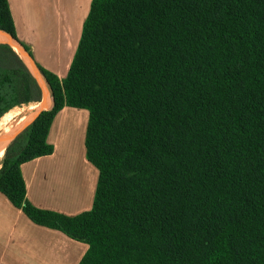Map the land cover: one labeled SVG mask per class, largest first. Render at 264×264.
<instances>
[{"label":"trees","instance_id":"1","mask_svg":"<svg viewBox=\"0 0 264 264\" xmlns=\"http://www.w3.org/2000/svg\"><path fill=\"white\" fill-rule=\"evenodd\" d=\"M0 29L17 39L8 0ZM36 65L52 107L8 146L0 193L86 244L78 264H264V0H91L66 76ZM40 97L0 42V128ZM64 107L87 111L98 172L75 216L32 205L20 169Z\"/></svg>","mask_w":264,"mask_h":264},{"label":"crops","instance_id":"2","mask_svg":"<svg viewBox=\"0 0 264 264\" xmlns=\"http://www.w3.org/2000/svg\"><path fill=\"white\" fill-rule=\"evenodd\" d=\"M90 2L8 0L18 41L35 63L59 79L68 72ZM22 113L9 117L0 131ZM87 121L86 110L62 108L47 136L53 152L20 166L26 197L35 207L66 216L91 209L98 172L85 158ZM61 138L68 139L67 148L61 147ZM86 250V244L34 224L0 193V264H78Z\"/></svg>","mask_w":264,"mask_h":264},{"label":"water","instance_id":"3","mask_svg":"<svg viewBox=\"0 0 264 264\" xmlns=\"http://www.w3.org/2000/svg\"><path fill=\"white\" fill-rule=\"evenodd\" d=\"M0 36L4 38L5 43H8L11 45L20 55L21 59L24 61L26 66L28 67L29 71L31 72L32 76L36 80V83L40 89L41 97H40V103L38 110L39 112L35 111L32 113H25L21 116H19L14 122L10 125L8 128L3 143L0 146V156H3L6 152L8 146L10 143L15 139V137L24 129L26 128L45 108L43 107V99L45 98V89L43 86V83H46L44 76L42 75L41 71L37 67L35 61L30 56V54L25 50V48L21 45V43L12 37L9 33L6 31L0 29ZM27 121V122H26Z\"/></svg>","mask_w":264,"mask_h":264},{"label":"rangeland","instance_id":"4","mask_svg":"<svg viewBox=\"0 0 264 264\" xmlns=\"http://www.w3.org/2000/svg\"><path fill=\"white\" fill-rule=\"evenodd\" d=\"M43 86H44V89H45V94H44L45 98L43 99L42 103H43V107L45 108V110H49L48 109V103L50 101V98L52 99V96H51V92H50V89H49V86H48L47 82L43 83ZM40 105H41V103L37 102V103H33V104L24 105V106H21V107H18V108H22L23 109V113L21 114V115H23L25 113H32V112H35V111L39 112L40 110H38V108H39ZM45 110H43V111H45ZM0 133H1V131H0ZM60 141H61V147L67 148L68 139L66 138L65 140H63L61 138ZM1 159H2V156H0V164H1Z\"/></svg>","mask_w":264,"mask_h":264},{"label":"bare ground","instance_id":"5","mask_svg":"<svg viewBox=\"0 0 264 264\" xmlns=\"http://www.w3.org/2000/svg\"><path fill=\"white\" fill-rule=\"evenodd\" d=\"M2 41H5V40H4V38H3L2 36H0V42H2ZM20 116H21V115H20ZM26 122H27V121H26ZM9 123H10V122H9ZM9 123H8V124H9ZM8 124H7V125H8ZM10 125H11V124H10ZM10 125L8 126V128L10 127ZM8 128L0 133V146H1V144L3 143L4 137H5V134H6L7 130H8Z\"/></svg>","mask_w":264,"mask_h":264}]
</instances>
